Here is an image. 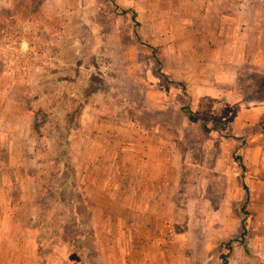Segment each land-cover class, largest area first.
<instances>
[{
  "label": "rangeland",
  "instance_id": "374dc122",
  "mask_svg": "<svg viewBox=\"0 0 264 264\" xmlns=\"http://www.w3.org/2000/svg\"><path fill=\"white\" fill-rule=\"evenodd\" d=\"M111 1L0 0V159L33 179L39 231L25 264H221L243 219L250 253L235 243L229 263L264 264V76L242 69L231 102L190 124L171 72L200 0ZM86 174L109 185L89 203Z\"/></svg>",
  "mask_w": 264,
  "mask_h": 264
},
{
  "label": "crops",
  "instance_id": "0c3cea01",
  "mask_svg": "<svg viewBox=\"0 0 264 264\" xmlns=\"http://www.w3.org/2000/svg\"><path fill=\"white\" fill-rule=\"evenodd\" d=\"M187 9L186 14L177 20L188 26L192 22L196 25L185 29L186 42L179 50H188L187 54L191 58H181L178 52L175 60L179 70L171 72L178 79L174 81L185 86L193 99V107L205 98L217 104L221 101L231 102L237 94L235 88L242 69L249 70L250 74L264 76V0H200L198 5ZM189 35L195 40L190 42ZM172 51L168 50L167 53L172 54ZM248 64L255 67H245ZM260 104L264 105V98ZM262 115L259 114V117ZM86 143L91 144L88 138H84L83 144ZM151 149L152 146L146 155L153 151ZM85 152L88 157L83 166L91 169L90 172H96L98 163L96 166L92 163L99 159L100 153L96 154L92 149L83 150L82 154ZM136 164L144 168L143 160L140 159ZM3 165H9L7 159H0V264H25L26 261L38 258L39 231L35 225L37 210L31 205L35 192L30 190L28 195L26 189L31 188L33 179L29 176L10 177L7 169L3 174ZM143 174L134 176L133 181L135 178H146V174ZM83 178L84 196L88 203L94 198V191L102 193V196L107 194L108 184V188L100 185V179L95 180L87 174ZM10 182L20 184L16 193L10 188ZM134 194L136 197L135 189ZM134 209L133 212L138 213L137 205ZM262 254L264 256V251Z\"/></svg>",
  "mask_w": 264,
  "mask_h": 264
},
{
  "label": "trees",
  "instance_id": "16d2710c",
  "mask_svg": "<svg viewBox=\"0 0 264 264\" xmlns=\"http://www.w3.org/2000/svg\"><path fill=\"white\" fill-rule=\"evenodd\" d=\"M111 4L114 6V10L116 12H118L121 9V7L117 4V2L115 0H112ZM122 13H124V14L131 13V19L134 23V27L138 30L140 27V23L137 21V14L134 12V10H131V9L122 10ZM135 35H136V38L140 41L141 39H140V35L138 34V31H135ZM174 84L180 88V91L184 94V96L186 98V103L181 106L180 111L186 117L187 121L190 124H196L199 120V117H200L198 115V113L201 112L202 115L209 116L208 120L202 121V125L205 122H210L212 120V114L217 111V108H214V106H216L217 102H215L214 100H211L209 98H205V99H201L198 102H196L194 107H193V99H192V97H190L188 95L185 86L182 83H174ZM247 136H248V132H245L243 134V137H241V138L232 137V139L241 141L242 144H244ZM66 141H68V138L66 139ZM237 159L240 160V158H238L237 156H234V160H237ZM239 165H240L241 170L245 171L244 165L242 163H240ZM70 172H71V170H69V173ZM244 189L246 190L245 187H244ZM81 196L84 197V194H82ZM241 229H242V233H241L240 238L238 240L229 241V242L224 243L220 246L219 259H220L221 264H230L229 258L231 256V253L233 251V245L235 243H238L239 245L244 247L246 254L250 253L249 246H248L247 241H246L247 231L245 228V220L244 219L242 220ZM68 245L71 248L73 246V240L72 241L70 240L68 242Z\"/></svg>",
  "mask_w": 264,
  "mask_h": 264
}]
</instances>
